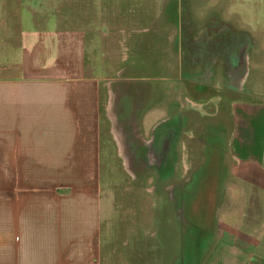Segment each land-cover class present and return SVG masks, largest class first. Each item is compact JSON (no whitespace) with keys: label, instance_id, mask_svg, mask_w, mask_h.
<instances>
[{"label":"rangeland","instance_id":"rangeland-1","mask_svg":"<svg viewBox=\"0 0 264 264\" xmlns=\"http://www.w3.org/2000/svg\"><path fill=\"white\" fill-rule=\"evenodd\" d=\"M254 7L243 0H0V66L14 70L23 61L19 33H36L35 47L25 39L24 50L36 49L38 60L58 57L72 79L79 130L99 134L101 221L91 240H101L104 264H202L210 240H239L253 230L245 221L254 225L264 213V165L256 151L242 157L237 140L239 132L249 140L245 118L255 130L252 118L264 106V52L253 36L263 21ZM48 30H57L51 42L39 37ZM229 31L234 41L249 34L253 45L241 88H227L232 71L221 55L208 66L193 47ZM188 44L195 65L185 61ZM203 79L213 86L201 87ZM174 125L180 130L169 159L151 164L142 143ZM115 126L127 136V160Z\"/></svg>","mask_w":264,"mask_h":264},{"label":"crops","instance_id":"crops-1","mask_svg":"<svg viewBox=\"0 0 264 264\" xmlns=\"http://www.w3.org/2000/svg\"><path fill=\"white\" fill-rule=\"evenodd\" d=\"M243 1L260 6L254 7V16L262 14L263 23L253 36L264 52V0ZM48 31L39 37L48 35L51 42L57 30ZM19 34L23 42L16 49L23 61L14 70L0 66V264H104L101 240H91L101 221L99 134L79 130L70 104L72 79L58 67V57L52 61L43 54L36 59V33ZM25 39L33 51L24 50ZM193 41L196 46L201 42ZM4 54L1 50L0 64ZM197 82L213 86L206 79ZM233 83L228 79V85ZM116 95L112 88L113 103ZM252 119L256 129L251 131V120L245 118L249 140L240 139V132L237 140L242 157L256 151L264 165L263 105ZM243 225L253 230L239 240H210L202 264H264V213L256 224Z\"/></svg>","mask_w":264,"mask_h":264},{"label":"water","instance_id":"water-1","mask_svg":"<svg viewBox=\"0 0 264 264\" xmlns=\"http://www.w3.org/2000/svg\"><path fill=\"white\" fill-rule=\"evenodd\" d=\"M233 32H228V33H222L220 35L221 39L219 42H215L213 45H219V44H223V46H226V51L225 53H223L226 57H228V62H226V69L227 71H229V69L232 71L228 72V78L232 81H234L233 85L231 84V86H233V88H241L245 82V80L247 79V76L249 74V70H250V53L251 50L253 48L252 42L249 40L250 35L245 33V32H241L242 34L239 35L240 40H233L232 38L234 37V34H232ZM245 34V35H244ZM236 36V35H235ZM242 36V37H241ZM219 43V44H218ZM211 44H207L205 43V41H202L201 46L199 44V50L198 52L200 53V55L204 56V58L206 59L205 61L207 62L208 66H211L214 61H216L217 59H220L218 56L215 55H211L210 54V50H208V48L210 49V47H214ZM237 47L239 48V54H241L242 59H240L239 57V64L236 65V63L239 61L238 59H234L233 61L231 60V55L229 54V49L234 48L233 47ZM194 50V48H193ZM192 50V51H193ZM215 52V49H214ZM228 53V54H227ZM222 58V57H221ZM229 65H228V64ZM236 65V66H234ZM154 148H157L159 150V147L156 146Z\"/></svg>","mask_w":264,"mask_h":264},{"label":"flooded vegetation","instance_id":"flooded-vegetation-1","mask_svg":"<svg viewBox=\"0 0 264 264\" xmlns=\"http://www.w3.org/2000/svg\"><path fill=\"white\" fill-rule=\"evenodd\" d=\"M193 19V18H192ZM191 19V20H192ZM211 35H212V33H211ZM202 41H205V40H201V42L199 43L200 44V46H201V43H202ZM207 44H211V41H207L206 42ZM198 44V45H199ZM188 50L186 51V53H184V58H185V61L186 62H189V64H194L195 65V62L194 61H191L192 59V56H191V44L189 45L188 44ZM193 47H198V46H196V45H193ZM214 49H215V52H214ZM190 50V51H189ZM208 50H210V53L211 52H213V54L215 55V56H218L219 58H221L220 57V55L224 58V60H225V62H228V57H226L223 53H225V51H226V46L224 47L223 46V44H219V45H214V47H210V49L208 48ZM239 48H237V47H235V48H231V49H229V54L231 55V60L233 61L234 59H238L239 60V57H240V59H242V56H241V54H239ZM228 54V53H227ZM195 60V59H194ZM194 62V63H193ZM239 62H240V60L236 63V65H238L239 64ZM229 63V62H228ZM227 63V64H228ZM229 65V64H228ZM236 65H234V66H236ZM189 68H191V67H189ZM113 98V97H112ZM112 106H113V100L111 99V107H110V112H112L111 113V116H112V118H113V123L114 124H116V114H114V112H113V110H112ZM179 126V125H178ZM176 127V125H174V126H172L171 128H172V131H171V133L169 134H166V139H168V141H169V143H171V142H173L174 141V135L173 134H175V133H177V132H179V130H180V127ZM114 130H113V132H114V134H115V137H116V139H117V141H118V143H119V146H120V153H121V155L124 157V159H128L130 156H128V157H125L124 156V153L122 152V147H124V138H127V136H125L124 134H122V132H120V130L119 129H117L116 128V126L113 128ZM161 137H162V133L161 134H155V136L153 137V138H151V140H149V144H147V141L145 142V143H142V145L143 146H146V145H150V147H148V151L150 152V149L153 151V148H152V145H156L155 144V142H157V144H158V142H161V144L163 143L162 141H161ZM154 142V143H153ZM216 142H219V144H221V141L220 140H217ZM171 145H172V143H171ZM125 147H126V149H127V144L125 145ZM170 155V154H169ZM207 161H208V158H204V160H203V162H202V164H206L207 163ZM211 176H206V177H204L203 178V180L205 181V180H207L208 178H210ZM203 186H204V184H202ZM203 186L200 188V184H199V188L197 189V190H199L200 191V189L201 190H203L205 193H207V192H210V190H208L207 191V189L206 188H203ZM183 193V192H182ZM209 196H210V194H209ZM183 202V201H182ZM181 202V203H182ZM182 206H183V204H182ZM176 207L178 208V207H181V205L178 203L177 205H176ZM194 211H195V209H194ZM185 217H186V214H185ZM196 217V216H195ZM187 219V218H186ZM210 224L212 225V218H210ZM184 221V220H183ZM187 221H188V219H187ZM184 224H185V222H184ZM210 227H212V226H210Z\"/></svg>","mask_w":264,"mask_h":264},{"label":"bare ground","instance_id":"bare-ground-1","mask_svg":"<svg viewBox=\"0 0 264 264\" xmlns=\"http://www.w3.org/2000/svg\"><path fill=\"white\" fill-rule=\"evenodd\" d=\"M171 131H172V128H169L168 130H165L163 133H162V137H161V141L163 142L162 144H161V142L159 143V156H157V154L155 153L158 149H156V151L153 153V151L150 149V152L148 151V152H146V154H147V157H148V159H149V162L151 163V164H156L155 163V161L157 162V164L158 165H161L164 161H167L169 158V154H170V151H171V148L173 147V143H174V141L173 142H171L172 143V145H171V143H169V141H168V139H166V134H170L171 133ZM176 134L177 133H175V138H176ZM137 136V135H136ZM125 139L126 138H124V147H122V152L124 153V156L125 157H128L129 156V154H127V149H126V147H125V145H126V142H125ZM175 140V139H174ZM136 141V140H135ZM138 143V142H137ZM154 143V142H153ZM147 144H149V141H147ZM141 146V145H140ZM138 147V146H137ZM142 147V146H141ZM148 147H150V145H148ZM136 149V148H135ZM142 150V149H141ZM154 150V149H153ZM132 152V151H131ZM132 154V153H131ZM140 154V153H139ZM172 157V156H171ZM168 158V159H167ZM162 161V162H161ZM161 162V163H160ZM166 177V176H165ZM164 180H166V179H164ZM175 191V190H174ZM175 237V236H174Z\"/></svg>","mask_w":264,"mask_h":264}]
</instances>
